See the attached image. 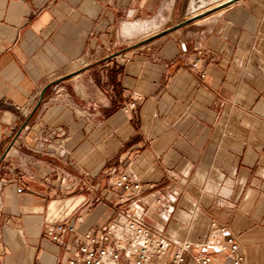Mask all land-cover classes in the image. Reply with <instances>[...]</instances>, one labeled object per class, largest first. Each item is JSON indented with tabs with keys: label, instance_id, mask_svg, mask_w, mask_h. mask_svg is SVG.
<instances>
[{
	"label": "crops",
	"instance_id": "1",
	"mask_svg": "<svg viewBox=\"0 0 264 264\" xmlns=\"http://www.w3.org/2000/svg\"><path fill=\"white\" fill-rule=\"evenodd\" d=\"M181 2L0 0V264H65L79 236L49 227L115 223L122 173L155 231L202 244L224 225L243 264H264V0L108 53L124 22L172 20Z\"/></svg>",
	"mask_w": 264,
	"mask_h": 264
},
{
	"label": "built area",
	"instance_id": "2",
	"mask_svg": "<svg viewBox=\"0 0 264 264\" xmlns=\"http://www.w3.org/2000/svg\"><path fill=\"white\" fill-rule=\"evenodd\" d=\"M197 53L202 55L200 51ZM128 61L129 57L121 55L122 64ZM137 102L130 101L124 111L135 109ZM33 107L34 102L27 107H17L21 121L28 118ZM47 153L52 157H63L64 150L60 144H49ZM114 183L115 192L120 194L119 206L123 209L119 211L116 222L103 226L100 234L97 230L79 234L69 220L49 227V235L54 242L60 243L61 234L79 236L75 255L68 258L65 264H222L216 259L217 255L229 260V264H243L240 242L227 226L213 224L211 239L207 243L196 244L170 238L144 223L146 203L140 197L142 183L125 173L118 174Z\"/></svg>",
	"mask_w": 264,
	"mask_h": 264
},
{
	"label": "rangeland",
	"instance_id": "3",
	"mask_svg": "<svg viewBox=\"0 0 264 264\" xmlns=\"http://www.w3.org/2000/svg\"><path fill=\"white\" fill-rule=\"evenodd\" d=\"M210 1L211 0H209L207 3H209ZM207 3H202L200 0H182V2L180 3V6H179L180 10L178 9L179 15L174 17L172 20L168 19V21L167 20L164 21V26L161 27L160 29H158L157 32L160 33L162 31H166L168 28L174 27L177 24H180L182 21L188 20L187 18L192 16V14H194L193 13V11H194L193 5L194 4L196 6H198L200 4L199 6L201 7V6L206 5ZM197 11H199V10H197ZM156 19H157V17L153 18L152 20H147L145 23L148 24V25H151V24H153V22ZM194 20L195 19L192 20V22H191L192 24H195ZM143 21H145V20H141V21L140 20H138V21L134 20V21H127V22H134V23L139 22V23H141ZM125 23L126 22H124V24ZM124 24H122L121 27L119 26V28H117V30L114 32V35H113L112 39H113V41H116L117 44H116L115 47H111V49H110L111 51L108 52L109 54L113 51V52H115L116 55H119V54L125 53V52H127V51H129L131 49L139 48V46L146 45V44H140L141 41H144L145 39L150 38L151 33L150 34H147V33L143 34V32H139V33L136 32L133 35H128L127 36L124 33V27H123ZM187 27L189 29V26H187Z\"/></svg>",
	"mask_w": 264,
	"mask_h": 264
},
{
	"label": "bare ground",
	"instance_id": "4",
	"mask_svg": "<svg viewBox=\"0 0 264 264\" xmlns=\"http://www.w3.org/2000/svg\"><path fill=\"white\" fill-rule=\"evenodd\" d=\"M202 3H207L209 0H200ZM241 0H211L209 3H207L204 6H195L193 5L194 11L192 16L188 17L187 19H195L194 23H202L209 21V19L213 17H217L221 15L225 10L228 8L233 7L234 5H237V3ZM197 2V1H196ZM199 2V1H198ZM200 3V2H199ZM166 7V6H165ZM188 7V6H187ZM199 10V11H197ZM168 18V17H167ZM168 21L165 17H157V19L153 22V24L148 25L143 21L141 23L137 22H126L124 27V33L128 35H133L136 32H143L150 34V38L156 35L158 32L157 30L164 26V21ZM141 21V20H140ZM160 31V30H159ZM148 39V38H147ZM146 40V39H145Z\"/></svg>",
	"mask_w": 264,
	"mask_h": 264
},
{
	"label": "water",
	"instance_id": "5",
	"mask_svg": "<svg viewBox=\"0 0 264 264\" xmlns=\"http://www.w3.org/2000/svg\"><path fill=\"white\" fill-rule=\"evenodd\" d=\"M191 22H192V19H188V20L182 21L180 24H177V25L174 26V27L168 28L166 31H162V32H160V33L154 35V36L151 37V38H148V39H146V40H144V41H141L140 44H147V43H150V42L153 41V39L158 38V37H161V36H164V35H167V33L174 32V31H176V30H179V29H181V27H183V26H185V25H187V24H189V23H191ZM114 56H117V55L115 54ZM58 82H59V80L55 81L54 83H51L50 85H48V86L42 91V93H41V97H40V100H39V101H40V104H41L42 101H43V97H44L46 91H47L49 88H51L52 86H54L56 83H58Z\"/></svg>",
	"mask_w": 264,
	"mask_h": 264
}]
</instances>
